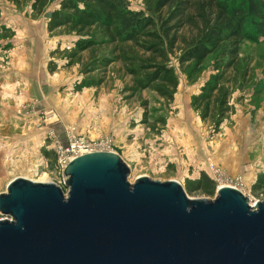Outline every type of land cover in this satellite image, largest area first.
Returning <instances> with one entry per match:
<instances>
[{"label": "rangeland", "instance_id": "obj_1", "mask_svg": "<svg viewBox=\"0 0 264 264\" xmlns=\"http://www.w3.org/2000/svg\"><path fill=\"white\" fill-rule=\"evenodd\" d=\"M59 1L51 0L36 13L32 0H0V193L17 177L52 182L66 193V176L44 150L54 151V142L65 143L67 130L73 129L92 141L110 139L104 150L118 154L129 167L130 183L139 176L174 180L190 198H212L219 186L216 183L213 195L185 188L201 171L208 174V162L219 167L211 157V145L216 144V153L217 147L220 152L231 144L232 158H240L244 144L250 166L239 172L244 173L242 186L219 167L231 180L221 184L239 189L250 204L264 200V181L253 187L264 176V36L243 41L237 73L230 71L229 81L220 83L227 103L214 133V119L201 120L191 100L213 82L216 54L187 70L179 68L178 49L169 54L177 88L167 102L152 89L135 85L123 54L141 55L139 48L125 45L119 59L90 71L98 59L88 52L72 55L71 46L78 39L74 31L49 34L44 13L52 12ZM128 2L131 9L146 7L145 0ZM182 34L190 35L185 28ZM179 45H184L181 39ZM114 46L101 47L97 58L108 56ZM216 107L213 114L220 112ZM1 218L5 217L0 214Z\"/></svg>", "mask_w": 264, "mask_h": 264}, {"label": "water", "instance_id": "obj_2", "mask_svg": "<svg viewBox=\"0 0 264 264\" xmlns=\"http://www.w3.org/2000/svg\"><path fill=\"white\" fill-rule=\"evenodd\" d=\"M48 19L51 11L44 13ZM90 151L63 168L66 193L17 177L0 193V264H264V200L237 188L190 198Z\"/></svg>", "mask_w": 264, "mask_h": 264}, {"label": "trees", "instance_id": "obj_3", "mask_svg": "<svg viewBox=\"0 0 264 264\" xmlns=\"http://www.w3.org/2000/svg\"><path fill=\"white\" fill-rule=\"evenodd\" d=\"M50 1L32 0L31 7L40 13ZM145 4V9L135 10L128 0H60L47 21V31L49 34L61 29L74 31L78 39L71 46L72 55L88 52L93 60L98 59L90 71L119 59L125 45L139 48L141 55L123 54L131 64L128 71L135 85L152 89L167 102L173 100L177 88L169 54L178 49L181 70L197 66L208 55L216 54L213 82L192 97L191 106L201 120L213 118V132H217L225 113L220 110L226 109L227 103L220 83H227L230 71H237L243 41H256L264 36V0H145ZM164 8L168 11L163 15ZM184 28L190 33L188 37L182 34ZM84 37L87 39L82 40ZM180 39L184 45L178 46ZM111 43H116L111 53L97 58L101 47ZM216 105L220 112L213 114ZM44 154L57 167L55 152L44 150ZM262 181L264 176H259L253 187L258 188ZM215 185L201 171L199 178L187 182L185 188L189 193L213 195Z\"/></svg>", "mask_w": 264, "mask_h": 264}, {"label": "built area", "instance_id": "obj_4", "mask_svg": "<svg viewBox=\"0 0 264 264\" xmlns=\"http://www.w3.org/2000/svg\"><path fill=\"white\" fill-rule=\"evenodd\" d=\"M110 139L107 137H100L97 141L90 140L86 135L77 134L73 129H68L66 132L65 143L55 141L53 149L56 156L57 167L63 171L65 165L74 157L95 150H104L105 147H109ZM103 148V149H100ZM208 175L214 180L215 183L223 181H229L230 179L225 176L223 171L213 162H208ZM234 182L236 186L240 187L243 183V174H237L234 176ZM231 181V180H230ZM219 187V186H218ZM217 187V188H218ZM236 188V187H235Z\"/></svg>", "mask_w": 264, "mask_h": 264}, {"label": "crops", "instance_id": "obj_5", "mask_svg": "<svg viewBox=\"0 0 264 264\" xmlns=\"http://www.w3.org/2000/svg\"><path fill=\"white\" fill-rule=\"evenodd\" d=\"M227 143V142H226ZM212 149H214L215 153V148L216 144L211 145ZM240 151V158H232L233 155V150H232V145L231 144H226L225 147H223L220 150V146L217 147L216 150V155L214 156V153L212 154V158L214 159V162L221 167V169L226 173L229 174L230 176H235L237 174H240L242 170L244 172L247 171V167L250 166L249 164V159H247L246 155V146L244 144H241L239 147ZM210 154V153H209ZM222 154L221 157H219ZM248 165V166H247ZM244 174V173H243Z\"/></svg>", "mask_w": 264, "mask_h": 264}, {"label": "bare ground", "instance_id": "obj_6", "mask_svg": "<svg viewBox=\"0 0 264 264\" xmlns=\"http://www.w3.org/2000/svg\"><path fill=\"white\" fill-rule=\"evenodd\" d=\"M221 183H222V182L219 183V187H220V186H228V185H222Z\"/></svg>", "mask_w": 264, "mask_h": 264}]
</instances>
